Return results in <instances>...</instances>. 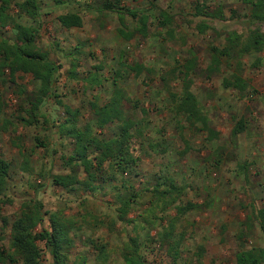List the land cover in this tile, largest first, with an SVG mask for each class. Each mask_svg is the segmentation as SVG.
<instances>
[{
	"label": "rangeland",
	"instance_id": "obj_1",
	"mask_svg": "<svg viewBox=\"0 0 264 264\" xmlns=\"http://www.w3.org/2000/svg\"><path fill=\"white\" fill-rule=\"evenodd\" d=\"M103 1L112 0H40L35 21L16 6L10 8L16 23L35 28L36 48L58 69L52 95L30 125L20 119L28 120L27 96L38 93V83L30 75L10 80L5 71L0 76V156L9 163L0 216L11 224L23 203L38 200L43 212L72 220L68 264H124L121 253L130 238L146 264H236L240 248L264 249L257 222L264 209V55L244 57L240 72L235 60L224 58L219 73L206 72L211 47L221 49L232 31L246 35L257 28L264 33V23L252 24L240 0H209V11L221 8V17L214 19L196 16L195 0H118L112 11L101 9ZM161 12L169 17L166 25L160 23ZM70 13L82 18L80 28L66 29L58 22V16ZM143 15L146 35L136 32ZM202 22L208 29L199 33ZM0 37L16 41L10 26L0 30ZM191 53L196 68L187 80L209 128L218 133L214 140L174 115L169 94L180 93L182 66ZM232 73L248 84L245 96L223 89L222 79ZM94 77L100 83L89 82ZM117 88L124 117L142 123L141 135L130 145L138 156L136 166L105 182L99 179L94 191L53 185V175L68 174L62 157L70 155L72 141L58 129L70 118L67 111L76 112L79 129L89 126L100 139L113 137L116 124L97 128L94 111L110 102ZM239 119L243 132L232 137ZM22 154L29 155V173L21 169ZM165 178L181 188V195L162 210L148 190ZM129 199L130 212L121 220L118 209ZM187 204L192 208L177 212ZM43 220L49 228L48 215ZM169 229L170 243L179 245L176 263L167 246L159 245L158 236ZM1 247H8V233ZM40 248V264H50L48 250Z\"/></svg>",
	"mask_w": 264,
	"mask_h": 264
},
{
	"label": "trees",
	"instance_id": "obj_2",
	"mask_svg": "<svg viewBox=\"0 0 264 264\" xmlns=\"http://www.w3.org/2000/svg\"><path fill=\"white\" fill-rule=\"evenodd\" d=\"M209 0H195L194 11L197 17L220 18L221 8L216 11H209ZM248 10L247 15L252 24L264 23V0H240ZM118 0L103 1L101 9L112 11ZM40 0H24L17 3L16 0H0V30L11 27L16 34V41L10 43L0 37V76L5 71L8 72L9 79L12 80L17 74L30 75L39 85L38 93L28 95L30 109L27 111V118L20 119L30 125L34 122L35 115L43 100L52 95L54 75L58 66L49 60L47 53L36 48V33L33 27H26L13 19L9 11L11 6H16L19 12L28 19L35 21L41 12ZM129 15L136 17L134 13ZM162 25L170 22L169 17L161 12ZM138 28L136 32L146 35L148 18L140 16L137 18ZM58 22L63 28H80L82 19L78 14H66L58 17ZM208 27L205 23L197 26L199 33H203ZM121 34H123L121 32ZM124 35V34H123ZM264 55V33L260 29L249 30L246 35H240L235 31L229 32L225 38V45L218 49L210 48V63L206 68L209 75L220 72L221 59H232L236 62V70L240 72L241 60L246 56ZM256 58L255 66L258 65ZM196 60L193 54L182 66L183 74L181 91L178 94H169L173 103L174 115L182 116L190 128L206 131L209 140L217 138L218 133L210 129L208 120L201 109L195 95L191 91V81L187 80L188 73L195 70ZM235 70V71H236ZM239 73H232L222 79V87L225 90H234L241 97L245 96L247 83L241 78ZM118 77V74H115ZM100 83L97 78L90 79L89 82ZM115 85V78L113 79ZM115 96L107 104L95 109V124L97 128L103 129L109 124L115 123L118 134L100 139L95 132L86 126L83 130L76 126V112L67 111L70 118L66 119L63 126H58L61 136L71 139L72 150L69 156L62 157L64 166L68 174L53 175L52 184L69 191H74L76 186L83 187L86 191H94L98 180L107 181L112 179L116 173H124L136 166L138 156L131 152V142L141 135V122H134L130 118L124 117L120 110V102L123 96L120 89H115ZM249 94V92H248ZM246 95V97L248 96ZM245 98V97H244ZM200 125V127H198ZM178 128H183L178 123ZM243 120L239 119L232 131V137H236L243 132ZM38 141V139H36ZM183 140V138H182ZM39 142V141H38ZM42 146V143L39 142ZM23 164L21 169L26 173L31 172L29 165V155L22 154ZM107 164L106 168L103 165ZM108 169V170H107ZM83 174L85 178H79ZM9 163L0 156V196L8 190ZM41 187V186H37ZM154 200L162 204L164 210L168 204H173L181 195V188L165 178L162 182H157L151 190ZM132 199L123 201L118 209V217L123 220L130 212ZM185 208H177V212L182 213ZM48 215L49 228L43 227V216ZM257 222L260 230L264 233V209L258 212ZM9 226V227H8ZM74 229V222L68 220L59 212H43V206L38 200L23 203L19 213L11 224L5 217L0 216V264H40L42 244L51 256L50 264H68L70 251V233ZM8 233V247L2 248V242ZM172 230L164 231L159 237V245L167 246V255L173 263L178 260L179 247L177 242L170 243ZM103 249V248H102ZM98 252L102 255L103 250ZM122 260L124 264H146L140 255L136 240L129 239V243L123 247ZM236 264H264V249L261 248H240L235 255Z\"/></svg>",
	"mask_w": 264,
	"mask_h": 264
},
{
	"label": "crops",
	"instance_id": "obj_3",
	"mask_svg": "<svg viewBox=\"0 0 264 264\" xmlns=\"http://www.w3.org/2000/svg\"><path fill=\"white\" fill-rule=\"evenodd\" d=\"M70 14H72V13H70ZM66 15V14H65ZM61 16H63V15H61ZM59 17V16H58ZM82 19V18H81ZM232 131V130H231ZM262 210V209H261ZM260 211V210H259Z\"/></svg>",
	"mask_w": 264,
	"mask_h": 264
}]
</instances>
